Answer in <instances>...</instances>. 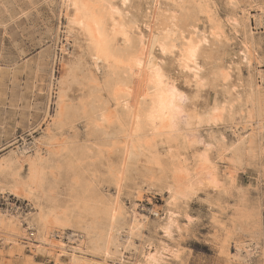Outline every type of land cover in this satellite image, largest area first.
<instances>
[{
    "label": "bare ground",
    "instance_id": "6f19581e",
    "mask_svg": "<svg viewBox=\"0 0 264 264\" xmlns=\"http://www.w3.org/2000/svg\"><path fill=\"white\" fill-rule=\"evenodd\" d=\"M154 1L155 12L153 18L151 17L153 21H149L152 23L151 29L146 25L145 19L146 23L140 22L145 17L139 19L138 14L133 11V0H59L58 27L55 31L53 49L57 46L60 27L63 26L65 44L60 47V51L67 57L61 63L62 71L66 73L61 79V84L64 86L65 83L67 85L70 81L76 80L75 77L79 72L88 73L85 80L92 83L94 90L88 95L90 99L88 107H93L95 113L94 129L88 128V130L96 137H108L110 143L99 146L97 152L91 151L92 149L86 146L70 145L60 148L59 146L62 145L54 139V136L49 137L51 131L49 126L45 131L47 140H35L29 145L18 146L11 152L16 166L28 164L25 176L19 174L22 170H19V173L16 171L13 174H6L12 164L0 161V195H8V198L12 197L23 202L35 201L34 207H31L30 212L25 215L17 207L16 210H0V234L7 232V236H11L3 240L7 243L8 255L11 258L20 259L24 249L28 248L33 253L40 251L47 253L56 264L59 258H65L67 264H131L125 260L127 255L129 258H137V262L135 260L133 264H155L156 261H161L163 264H182V253L179 250L171 251L172 248L170 250L162 243L154 247L152 242L142 237V229L146 227L148 218L136 212L137 203L142 200L139 193L135 200L130 201L129 212L117 198L115 199L117 196L113 201L103 202L102 206L101 202L99 207L96 205L101 201L96 202L98 197L102 196L89 186L91 184L98 186L100 180H96L101 174L94 168V164L103 161V152L110 154L115 152L119 155L118 166L108 167L107 173L103 175L113 185L114 193L118 194L122 181L129 180V173L133 171V174L139 177L136 180L141 181L140 184L145 186L146 191L160 195L163 199L164 205L159 207L161 213L154 208L148 211L154 216L151 226L154 232L158 231L165 238H169L172 233L180 229V217L186 224H190L186 210L193 199L201 198L209 212L210 226L214 230L224 232V237L222 239L220 237L218 251L225 255L227 262L230 261L224 252L229 239L227 233H230L224 229V222L220 218L226 214L228 197L231 196L234 187L235 163H239L243 156L250 157V151L255 146L249 137L241 146L232 149L231 158L225 160L227 155L225 153L229 148L213 136L209 138L205 136L207 139H204L200 132L205 127L211 128L228 123L234 127V130H237L239 125H243L252 131L250 133L255 132V135L260 137L264 134V118L257 111L262 93L258 89L251 90L253 87H249L248 91L243 92V89L235 92L237 88L242 87V82L239 83V78L233 81L230 69L224 67L219 59V53L228 47L227 44L232 39L230 34L233 36L237 33L241 20L246 21V28L250 33L252 15L250 16L249 9L245 11L242 9L243 17L240 16L239 20L232 13L221 17L217 0ZM146 18L148 19L147 16ZM146 30H150L148 34H145ZM101 37H104L103 41ZM205 40L207 43H202ZM189 41L199 45L196 62L192 64L182 59L190 46ZM162 46L168 49L167 54L161 51ZM155 50L159 59L154 55ZM241 53L239 62L250 71V60L253 58L250 59L246 49ZM165 59H171L175 70L167 65ZM158 67L166 77L165 83L173 84L186 97L182 111L187 115L180 118L176 129L172 128L168 119H161L159 115L150 119L153 116V105L157 96L154 70ZM186 68L192 70L188 71ZM91 69L95 73L102 71L101 87L97 85L99 81H95ZM174 72L176 76L173 75ZM177 77L185 79L191 86L189 93L179 89ZM208 89L215 96L218 89H222V99L214 97L210 105L201 102L202 93ZM103 92L107 95L105 102L100 100ZM64 97L65 92L62 91L60 102ZM156 103L158 110V101ZM70 104L72 105V102ZM59 108L58 119L62 113L61 104ZM72 108L77 111L83 110L86 105ZM82 113H85L84 110ZM74 116L76 115L73 114L71 118ZM89 122L91 121L87 124ZM57 130L59 129L56 128ZM247 134L248 131L244 135ZM53 146L58 149L51 150L55 153L50 154L47 148ZM42 147L45 148L44 153L50 152L48 158L40 154ZM93 153L95 156L92 157ZM89 161L93 166L85 171H91L94 180H88L91 184L87 190H85L86 186L81 185L84 191L79 196L74 188L69 190L66 198L68 200L59 202L52 198L53 194L50 196L44 190L46 170L59 168L60 165L76 170L85 167ZM222 162L228 164L227 168L222 167ZM21 167L22 165L20 169ZM84 174L81 176L83 177ZM7 175L11 176V183L5 182ZM104 198L103 196L102 199ZM261 208L264 216V198L261 201ZM259 212L248 206L243 199H238L228 218L230 229L238 222L239 225L245 224L243 226L245 229L259 228ZM165 229L168 230L167 234ZM63 239L67 242L62 241ZM149 256L154 257V261L150 262Z\"/></svg>",
    "mask_w": 264,
    "mask_h": 264
},
{
    "label": "rangeland",
    "instance_id": "374dc122",
    "mask_svg": "<svg viewBox=\"0 0 264 264\" xmlns=\"http://www.w3.org/2000/svg\"><path fill=\"white\" fill-rule=\"evenodd\" d=\"M245 1L217 0V8L220 9L218 12H220L219 14L221 17L232 13L236 19L239 20L241 18L240 16L243 17L242 13L248 9L250 16L252 15L250 33L247 31L245 24L246 21L241 20L239 24L242 27L239 26L237 33L233 34V36L230 34V37H232L233 40L230 39L231 42L227 44L228 47L222 51V53H219V59L221 60L224 67H228L230 69L232 74L231 79L233 81H237L236 79L239 78V83L242 82V87L237 88L235 92L242 91L243 89V92L248 91L249 87H253L251 90L258 89L260 93H262L260 96L262 100L259 106H257V111H259L258 113H260L261 117L264 118V103L262 102L264 101V0ZM154 4V0H133L132 3L134 7L133 11L136 13V15L138 14V18L141 19L142 17H145L142 19L147 21L146 23L145 20L143 21L141 19L140 22H145L148 28L151 27V29L152 23L150 22L151 20L153 21L152 18L155 12V8L153 11V7L155 6ZM248 5L251 6L249 7ZM58 11L59 0H0V161L12 164L10 169L7 170L6 174H13L16 171L19 173L22 170L19 174L21 176L26 175L28 164H21V169V165H17L19 166L18 168L11 152L14 151L16 147L29 145L35 140H47L48 136L46 135L45 131L49 126L51 129L49 137L54 136V139L62 145L59 146L60 148L70 145H74L76 147L86 146L90 150L92 149L91 151L97 152L100 147L109 145L110 143L108 137L98 136L100 137L98 138L93 135L92 131H89L94 129L93 121L95 119V113L94 110H92L93 107H88L90 103L88 95H90V91H94L92 89V83H90L88 80H85V78L88 77V73L79 72L75 77L76 80L74 79L72 81L73 83L70 81L67 85L65 83V85L62 86L61 84V79H63L66 74L64 70L62 71L63 66L61 63L67 57V55L62 54L60 51V47L65 44L62 33L63 26L60 27L61 29L57 46L55 49H53L55 31L58 27ZM241 11L243 12L241 13ZM143 25H141V27H144ZM149 31L150 30H146L145 34H148ZM245 45L246 47H244ZM243 49L248 51L250 59L253 58V60L251 59L252 62L250 60V71H248L244 64L239 62ZM156 53L157 50L154 51V55L157 57V59H159V55ZM165 62L169 67L175 70V66L171 59H165ZM225 62L226 66L224 65ZM235 67L237 69H235ZM91 70V74H93L95 77V81H99L97 85L101 87L103 81L102 71H97L96 74L93 69ZM173 75L176 76L175 72ZM177 80L180 90L185 93H189L191 91V86L187 84L185 79L177 77ZM80 85H83V87ZM89 86L91 87L90 89ZM50 89L52 91H50ZM221 90L218 89L216 96L211 90H206L201 95V102H205L207 105H210L213 102L214 97L221 100L223 97V91ZM60 91L65 92L64 99L66 100L63 99L62 102L59 100L61 95ZM235 92H233V95ZM55 95L58 98H56ZM86 96L87 99H85ZM80 98L83 102L80 100ZM100 100L102 102L107 100V95L105 92L101 93ZM54 101L56 102L54 103ZM71 102L72 105L70 104ZM60 104L62 113L58 119L57 112L60 109ZM82 104L86 105V108L83 109L85 112L84 114L82 113L83 110L77 111V109L74 110V108H72L74 106L77 108ZM66 111L69 112L67 113ZM73 114L76 116L71 118ZM86 120L87 122H85ZM88 121L91 122L87 124ZM224 124L211 128L205 127L201 130L200 135L204 139H207L206 137L209 138L210 136H213L216 140L222 141L226 147L229 148L225 154H230L225 156V160H228L229 157L231 158L232 149L241 146L245 139L249 137L253 140V146H255L252 148L253 150L250 151V155L252 157H249V155L243 156L239 163H235V167L233 168V171H235L233 175L234 187L232 189L231 196L228 197V207L226 214L222 215L220 218V220L224 222V229L230 233H227L229 239L227 241V247L224 249L228 261L230 260L229 262H227L225 255L220 254V250L218 251L220 248L219 241L224 237V232L219 231L218 229L214 230V228L210 226L209 212L204 206L203 200L201 198L193 199L189 203V206L186 210L187 215L190 217V224H186L183 218L180 217V229H178L177 232L172 233L169 238H165L158 231L154 232L151 228L153 225L152 223L154 216L148 211L154 208L157 212L161 213L160 208L164 205L163 199L160 195H153L146 191L145 186L140 184L141 181L136 180L139 177L135 176L133 171H130L131 173H129V180L127 179L122 181V186L120 185L121 187H119L120 191H118V194L114 193L115 189L113 185L111 182H109L107 177L103 175L107 173L106 169L108 167L118 166L119 155L115 152H111V154L108 152H103V161H101V163L94 164V168L97 169L101 174V179L99 177V179L96 180H100L98 182V186L95 184L93 186L91 181H88L89 179L94 180L92 178V172L85 171L91 169V166H93V163L89 161L85 167H79L76 168V170L75 168L71 167L67 169V166L65 167L64 165H60L59 168L55 167L51 168V170H46L44 190L47 191L48 195L53 194L54 196L52 195V198L54 200L61 202L68 200L66 198H68L67 194H69V190L75 188L74 190L77 192V196H79V194L84 191L81 185L86 186L85 190H87L88 186L91 184L89 188L92 186L91 188L94 191L99 192V196H102L98 197V200L96 201L98 202L101 200L98 202V204H96L98 207L101 203L102 206L103 202L113 201L117 198L119 203L125 207V210H128V212L131 210V202L135 200L136 196L138 197L140 194L142 200L141 202L137 203L136 212H138L139 215H142L143 217L146 216L148 218L146 219V227L142 229V237H145L144 239H146V241L152 242L154 247L159 246L162 243V245L170 248V250L172 248L171 251L179 250L182 253V264H264V216L262 215L261 208V201L264 198V134L260 137L255 135V132L250 133L252 131H250L248 127L245 128L243 125H239L240 127L238 126V129L234 130L233 126L228 125V123ZM56 128L59 130L56 131ZM88 128L91 129L88 130ZM247 131L248 134L244 135L247 133ZM71 136L74 140L70 138ZM237 137L239 139H237ZM235 140L238 142L236 143ZM53 147L47 148V150L51 152H49L50 154L55 153L52 152L53 149L55 151L58 149V147L55 149L56 146ZM44 151L45 148L42 147L40 154L48 158L49 153H44ZM93 156H95V153H93L92 157ZM107 163L110 164V166H108ZM222 163V167L227 168L228 164L226 162ZM49 172L51 175H49ZM81 173H85L83 177L81 176ZM73 176H78L80 178L75 179ZM5 182H12L10 175H7ZM102 185L104 187H102ZM99 187L101 189L103 188L104 190L99 189ZM50 191L52 192L49 193ZM61 193L62 195H60ZM103 196L105 197L104 199H102ZM8 197V195H0V210L10 211L12 209L16 210L19 208L20 212L25 215L30 212L31 207H34L35 201L23 202L21 200L18 201L13 199L12 197ZM238 199H243L248 206H252L253 208L260 211L259 228L255 229L248 227L249 229H245L243 228L245 224L239 225L238 222L232 229H230L231 225L228 223V218H230L233 207L237 203ZM7 235V232L0 234V256L2 258H0V264H46V262L48 264H56L54 259L50 258L47 253L43 251L33 253L29 251L28 248H25L26 246H24L25 249L23 248L24 252L20 259L11 258L8 255L9 250L7 248V243L3 242L4 239L11 237ZM214 238H217L218 240ZM62 241L67 242L66 239H63ZM89 258L92 257L89 256ZM125 260L131 264L135 263V260L137 262V258H129V255H127ZM57 264H67V261L65 258H59Z\"/></svg>",
    "mask_w": 264,
    "mask_h": 264
},
{
    "label": "snow or ice",
    "instance_id": "6c2138e0",
    "mask_svg": "<svg viewBox=\"0 0 264 264\" xmlns=\"http://www.w3.org/2000/svg\"><path fill=\"white\" fill-rule=\"evenodd\" d=\"M113 11H116L113 9ZM99 29V25H97ZM102 41L104 37H101ZM189 47L186 49V53L183 55L182 59L186 60L188 64L196 62L197 53L199 50V45L193 44L191 41L188 42ZM202 43H207V41H202ZM103 47V44L101 45ZM161 51L167 54L168 49L161 47ZM174 51V50H173ZM186 70L191 71V68H186ZM154 81L157 91L156 101L153 105V116L150 119H154L157 115L161 119H168L172 128L176 129L180 123V118L185 117L187 114L182 111V104L185 101L186 97L183 93L179 92L171 83L166 84V77L161 68H156L154 70ZM158 101V110L157 102ZM167 229H165V234H167ZM148 260L150 262L154 261V257L149 256ZM155 264H163L161 261H156Z\"/></svg>",
    "mask_w": 264,
    "mask_h": 264
}]
</instances>
